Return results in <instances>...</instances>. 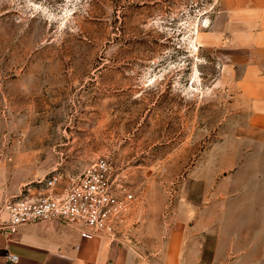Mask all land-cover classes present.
<instances>
[{"label":"rangeland","instance_id":"1","mask_svg":"<svg viewBox=\"0 0 264 264\" xmlns=\"http://www.w3.org/2000/svg\"><path fill=\"white\" fill-rule=\"evenodd\" d=\"M218 11L219 0H0V183L19 192L5 200L53 173L64 188L106 156L135 198L122 237L142 248L176 223L182 193H202L193 168L218 180L264 163L208 39Z\"/></svg>","mask_w":264,"mask_h":264},{"label":"crops","instance_id":"2","mask_svg":"<svg viewBox=\"0 0 264 264\" xmlns=\"http://www.w3.org/2000/svg\"><path fill=\"white\" fill-rule=\"evenodd\" d=\"M218 12L208 39L222 48L231 73L233 114L248 122V136L262 138L264 152V0H219ZM215 171L193 168L189 177L203 181L202 193H182L176 223L142 248L123 237L83 238L74 223L35 222L18 226L8 241L0 233V264H264V163H237L218 180ZM53 188L26 194L63 191ZM18 193L0 183V205ZM5 251L17 261H6Z\"/></svg>","mask_w":264,"mask_h":264},{"label":"built area","instance_id":"3","mask_svg":"<svg viewBox=\"0 0 264 264\" xmlns=\"http://www.w3.org/2000/svg\"><path fill=\"white\" fill-rule=\"evenodd\" d=\"M59 179V174H51L44 187L53 188ZM134 202L131 190L121 177L114 176L108 158L99 156L78 177L69 179L59 194H26L5 200L0 205V233L8 241L22 224L61 221L77 224L83 238L98 236L109 243L118 242ZM3 257L17 261L16 255L6 251Z\"/></svg>","mask_w":264,"mask_h":264}]
</instances>
